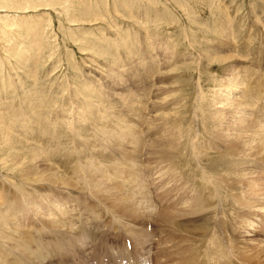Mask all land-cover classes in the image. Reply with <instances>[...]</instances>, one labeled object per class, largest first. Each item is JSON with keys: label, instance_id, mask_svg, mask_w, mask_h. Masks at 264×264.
I'll return each mask as SVG.
<instances>
[{"label": "bare ground", "instance_id": "obj_1", "mask_svg": "<svg viewBox=\"0 0 264 264\" xmlns=\"http://www.w3.org/2000/svg\"><path fill=\"white\" fill-rule=\"evenodd\" d=\"M221 9L223 11L222 7ZM147 28H143L146 31V44L136 38L131 41L130 35L122 39L128 58L123 66L126 67L124 75L126 77L128 71L138 72L139 66L143 65L146 74L150 76L145 75L141 86H149L150 83L156 90L163 87L165 90L158 93L161 96L157 95L155 98L150 86L151 95L149 92L147 94L150 96L145 97L144 92L140 93L143 96L133 103L140 94L137 93L135 83L133 86L126 83L129 90L126 86V91L120 94V100L114 102V105L120 103L127 106L125 111L121 112L122 109L119 108L115 112L96 109L99 112L95 117V101L87 102V106L83 107V117L78 118L75 123V134L72 130H76V127L66 118L58 117L47 122L48 118L44 119L34 109L29 112L30 117H22L23 112L28 111L25 104L17 113H12L15 119L7 121L2 118L6 148L14 150L16 157L12 168H7V172L0 170V264H264V243L249 241L251 238L256 239L255 236L248 239L242 238V235L237 236L241 232L236 234V229L230 223L233 217L228 208L236 199L234 191L217 189L213 180L214 175L219 174L227 182L235 180L239 185L243 178L256 172L247 161H264V67L257 66L259 69H253L246 63V58H239L245 70L250 68L246 85L244 86V75H241L240 87H231V83L222 86L223 90L226 89L224 96H228L227 92L231 89L238 88L236 92L240 98L233 109L227 106L215 107L214 103L217 101L214 97L210 99L211 92H205L207 90L200 85L192 95L185 92L180 100L170 102L167 91L172 87L174 75L178 71L173 57L176 54L174 48H178L179 44L173 47L169 38L167 41H160L157 36L161 37L162 34H151L150 28ZM150 36L151 40H158L157 43H147L151 42ZM153 44H156V48L161 46L167 50L165 67L161 61L156 63L157 56L164 59L165 55L159 53L160 50ZM229 44L233 43L223 44L221 41L222 48ZM137 55L140 59L136 62L132 58L138 57ZM199 56L200 59L204 58L203 53ZM257 62L256 57L250 60V64ZM192 65L199 67L194 60ZM161 66L165 73L160 70ZM153 67L157 68L152 74L154 76L151 75ZM198 69L200 74H205L202 73L203 67ZM158 72L165 74L163 81H160L162 85L165 84L163 86L154 82L157 74L158 78L162 75ZM117 77L123 76L117 73L115 79ZM135 78L139 79L133 77ZM244 87L247 88L245 96L262 98L252 116L248 113L250 106L243 98ZM89 89L87 87L86 90ZM95 96L100 97L99 93ZM154 104H157L155 113L151 114L152 117H147L146 106ZM161 108L165 110L161 111ZM176 113L180 114L179 118L172 123ZM240 113L246 116L243 117ZM116 114H121L123 118L117 121ZM92 116L95 117L93 120ZM90 123L97 124V127L92 128ZM108 125L110 134L116 137L115 145L125 150L113 147L105 139ZM80 127H89L91 131L88 135L80 134L85 129ZM195 131L200 132L198 137H195ZM202 137L206 142L204 144L199 140ZM209 141L217 145H212ZM41 151L50 155L60 170L48 162ZM145 151L147 158L143 157ZM108 157H111L112 165H109ZM146 159L147 164H143ZM168 163L170 167L178 166V172L174 169L165 171L163 168ZM41 164L47 166L41 169ZM153 164H161L157 168L160 175L168 176L166 183L158 179L156 184L144 183V176L148 173L139 174L138 170L145 168L153 173ZM118 168H125L128 173L122 174ZM193 170L198 172L208 187L198 195V209L188 211L180 203L182 196L170 193L180 194L189 185L198 188ZM8 173H12L13 177ZM72 173L77 174L86 188L83 190L84 187L77 186L76 189L72 182L74 191H90L87 193L92 200L72 205L67 213L62 211V220L50 227H42L39 222L51 220L46 218L49 211L54 210L57 205H67L62 200L58 202L59 194L51 192L53 189H60V184L54 181L59 182L60 177L63 182L69 183L70 180L68 182L61 176ZM181 173L188 178H183ZM260 179L262 182L256 185H246L244 181V191L241 193L244 201L258 208L264 207V171L258 172L253 178L255 182ZM51 182L56 187L48 186L52 185ZM68 187L66 186L67 189ZM236 206L238 210H242V201H238ZM14 219L22 221L20 226L13 229L17 233H5L8 230L5 225L11 224ZM261 224L264 228V214Z\"/></svg>", "mask_w": 264, "mask_h": 264}, {"label": "rangeland", "instance_id": "obj_2", "mask_svg": "<svg viewBox=\"0 0 264 264\" xmlns=\"http://www.w3.org/2000/svg\"><path fill=\"white\" fill-rule=\"evenodd\" d=\"M221 7L223 11H221ZM144 27L150 28L151 34L153 32L156 35L162 34L161 37L157 36L160 41H167L169 38L168 41L173 44V47H177L179 44L178 48H174L176 54L173 57L178 65V71L174 75L175 80L172 83V87L167 91L170 96V102L180 100L185 92L192 95L193 91L200 85L207 90L205 92H211L208 95L210 99L214 97L217 101L214 103L215 107L223 108L227 106L233 109L240 98V95L236 92L238 88L236 90L231 89V91L227 92L228 96H224L226 89L223 90L222 86L231 83L233 84V86L230 85L231 87H236V85L240 87L241 75H244V86L246 85L250 75V68L245 70L242 63L239 62V58H246V63L253 69H259V66L264 67V0H0V128L2 127L0 129V170L7 172V168H12L16 157L14 150L6 148V141L3 138L4 134H2L3 126L1 124L4 122L2 118L7 121L15 119V117H12V113H17L18 109L23 108V104L27 105L28 110L23 112L22 117L24 118L26 116L30 117L29 112L34 109L44 119L48 118L47 122L58 117V119L66 118V120H70V124L73 122L72 124L76 127L75 123L79 120L78 118L83 117V107L87 106V102L95 101L93 105L97 108H93V112L96 111L94 116L98 114V109L115 112L116 108H119L122 109L121 112L125 111L127 106L124 107L120 103L114 105V102L120 100L122 93L126 91V86L129 90L126 83H131L132 86L135 83L138 89L137 93L144 92L145 97L150 96L154 90V96L157 98V95H160L158 93H161V90L163 92L165 89L162 87L163 89L156 90L150 83L149 86H141L145 75H148L143 65L139 66L142 69L137 67L139 68L138 72L128 71L126 77L124 75L126 67L123 66L127 63L128 58L122 45V39L130 35L131 41L136 38L144 42V36L146 35L144 34L146 32L143 29ZM157 41L153 39L147 43L152 44L157 43ZM221 41L223 44L228 42L233 44L222 48ZM141 45L143 44L141 43ZM153 45L156 48V44ZM156 49L160 50L159 53L164 54L165 58H167L168 53L165 47L159 46ZM158 51L156 54H158ZM201 53L204 54L202 59L199 56ZM255 57L258 58V62L250 64V60ZM165 58L161 59L160 57L159 59L157 56L156 61L157 59L158 61L156 63L158 64L161 61L165 67V61L168 60V58ZM139 59L140 56L132 58L136 62ZM192 60L199 67L192 65ZM156 67L152 68L151 75L157 71ZM164 67L160 70H164L165 73ZM202 67L204 75L200 74L198 69ZM117 73L123 77L115 79ZM158 73L162 75L158 78L157 74L154 82L156 85L158 83L161 86L162 83L160 81H163L165 74L162 72ZM237 75L239 76L236 77ZM133 77L139 79H133ZM150 80L153 82V79L150 78ZM186 84H189V86H186ZM131 85L129 84V86ZM87 87H90V89L86 90ZM246 89L244 87L243 98L249 104L248 113L252 116L254 109L261 103L262 98L254 99L250 98V96H245ZM149 92L150 95L147 94ZM97 93H99V98L95 96ZM140 96L142 97L143 95L140 94L133 103L137 102L141 98ZM163 97L167 96L163 95ZM220 102L222 103L220 104ZM256 102H258L257 105H255ZM156 106L157 104L146 106L147 117H152ZM4 110L7 111L5 112ZM163 110L165 108H161V111ZM179 115V113H176L172 118V123L177 121ZM94 116H92L91 120L96 117ZM241 116L245 117L246 114H241ZM115 117L117 121L120 120L119 118H123L121 114H116ZM90 124L92 128L97 127V124ZM85 126H87V123H85ZM116 127L118 129L119 125ZM80 128H85L80 131V134L88 135L87 133L91 131L89 127ZM107 128L105 139L113 147L125 150L115 145L116 137H112L110 134V125ZM72 131L75 134L77 127L76 130L74 128ZM194 135L198 137L200 132L195 131ZM199 140L202 144L206 143L203 141V137L199 138ZM209 143L217 145L212 141H209ZM95 148L96 146H94V150ZM148 150L150 151V149ZM41 153L43 154L42 151ZM43 155L45 158L47 157L46 160L48 162L55 165L56 162L50 155L47 153ZM143 157L147 158L146 151ZM108 158L109 165H112L111 157ZM61 159H64V157ZM147 162L146 159L142 163L147 164ZM247 163L256 172L250 173L245 179L243 178L244 180L240 181L241 185L240 183L238 185L235 180L229 183L219 174H216L213 178L214 186L217 189H232L234 195H236V199L228 208V211L233 217L230 223L236 229V234L241 232L237 236L242 235V238L245 239L255 236L256 239L251 238L249 241L264 243V228L261 224L264 207L258 208L251 205L248 201L243 200L244 196L241 194L244 191L242 188L244 181L246 185L249 183L256 185L262 182V179L255 182L253 178L258 172L264 171V161L250 159ZM179 164L180 159L177 162V165ZM159 165L161 164H153V173L145 170V168L138 170L139 174H149L144 176V179H146L144 183L153 182L156 184L157 179L166 183L168 176L159 174L157 168ZM45 166L47 165L41 164L40 167L42 169ZM57 169L59 168L57 167ZM118 169L122 174L128 173L125 168ZM163 169L165 171L174 169L178 172V166L170 167L169 163ZM65 171H61V173ZM72 174L61 176L65 177L68 182L70 180L69 183L63 182L60 177L58 178L59 182L54 181L60 184V189H53L51 192L56 195L59 194L58 202L62 200L67 205H57L54 210L49 211L46 218H51V220L39 222L42 227H50L53 223L62 220L63 218H60L63 215L62 211L65 210L67 213L72 205H76L81 201L86 203L88 200H92L88 194L90 191H83L86 189L83 186L84 182L78 179L76 173ZM181 174L183 178H188L185 174ZM192 174L198 182V188H192L189 185L180 194L170 193V195L175 196L181 195L180 203L188 211L198 209V195L202 189L208 187L204 179L199 177L196 170H193ZM8 175L13 177L12 173H8ZM74 177L77 178L78 182ZM72 182L76 189H78L77 186L79 188L84 187L79 192L80 194L74 191L75 188L73 187V189L71 186ZM51 184L48 186L56 187L52 182ZM61 184H65V187ZM168 184L172 185V183ZM66 186H69L68 189ZM70 186L72 190H70ZM65 188L66 191L64 190ZM188 191H191V193H188ZM182 198L185 199L182 200ZM238 201H242V210L237 209L236 204ZM21 224L22 221L20 219H14L11 224L5 225L8 228L5 233H17L13 229ZM236 242L240 247L237 239Z\"/></svg>", "mask_w": 264, "mask_h": 264}]
</instances>
